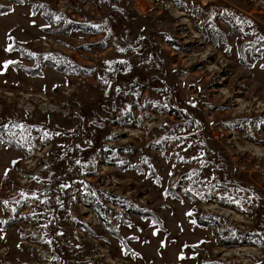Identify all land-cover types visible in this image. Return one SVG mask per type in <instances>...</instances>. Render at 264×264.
<instances>
[{
  "label": "rangeland",
  "instance_id": "obj_1",
  "mask_svg": "<svg viewBox=\"0 0 264 264\" xmlns=\"http://www.w3.org/2000/svg\"><path fill=\"white\" fill-rule=\"evenodd\" d=\"M0 6V264H264V0Z\"/></svg>",
  "mask_w": 264,
  "mask_h": 264
},
{
  "label": "trees",
  "instance_id": "obj_2",
  "mask_svg": "<svg viewBox=\"0 0 264 264\" xmlns=\"http://www.w3.org/2000/svg\"><path fill=\"white\" fill-rule=\"evenodd\" d=\"M16 1H21V0H16ZM19 3H22V2H19ZM196 5H197V8H200V4L199 3H196ZM2 8H4V7H2ZM222 16L225 19V17L228 16V13L227 12H223ZM233 18L234 19H231L230 21L233 22L234 27L236 28L237 31L241 30L243 28V25L240 24V23H242V21L239 20L238 17H236L235 15H233ZM236 21L238 23H235ZM71 24H82V23H80V22H68L66 24V27L70 26ZM82 25H84L86 27H89L88 25H85V24H82ZM261 42L264 43V39H261V37H259V36L254 38L253 41L249 40V41L245 42L244 44H242L244 52L245 51L249 52L248 47L253 45L254 46V51L252 52V58L255 59V58L260 57L261 56L260 51H264V45L261 44ZM49 61L51 62V60H49ZM242 61L248 65V63H247L248 62L247 61V55L242 57ZM62 66H65V65L60 64V63H56V67L57 68H62ZM2 129H4V128H2ZM8 141H11V140H8ZM110 150H112V149L110 148ZM117 157H114V159H113L114 162L116 161L115 158H117ZM172 189H174L173 186L170 188V190H172ZM202 190H203L204 193H206L208 195V194H210L211 187L207 186L205 188H202ZM172 194L175 195L176 197H178V194H175V192H173ZM190 196H191V198H194L193 194H190ZM114 202L118 203L116 201H114ZM221 203H226V198L225 197L222 198ZM232 205H234V202H232ZM138 211L139 212H145L146 214H154L153 211H151V212L150 211H144V209L138 210ZM193 217L195 219V222L198 225L203 226V227H212V228H214V227H216L217 225H219L221 223V221H220L221 216L217 215V214L200 215V214H197V213H193ZM102 221L104 223L105 219H102ZM214 233H215V236L218 239L217 243L220 244V245H223V246H242V245H246L249 242V238H252V236H251L252 234L247 233V232H241V231H238L237 235H235V236L232 234L233 232H231V234H232L231 235L226 230H214ZM212 264H216V262H212ZM218 264H220V263H218Z\"/></svg>",
  "mask_w": 264,
  "mask_h": 264
},
{
  "label": "snow or ice",
  "instance_id": "obj_3",
  "mask_svg": "<svg viewBox=\"0 0 264 264\" xmlns=\"http://www.w3.org/2000/svg\"><path fill=\"white\" fill-rule=\"evenodd\" d=\"M3 6H0V8H2ZM39 7H43V5H40ZM7 13H4V12H2V11H0V15H6ZM33 15H35V13H33ZM52 18L54 19V20H56V21H59V20H61L62 19V17L61 16H57V15H53L52 16ZM33 23H34V21H33ZM94 27H97V28H99V25H93ZM42 27H50V25H43ZM9 39H11V37H9ZM261 39H264V37H262ZM13 49H12V46L11 45H9L8 46V48L6 49V51H12ZM121 52H123L124 51V49H119ZM226 51H227V49H226ZM31 55H35L34 53H32ZM14 63H16L15 61H11V60H9V61H5L4 63H3V69L4 70H6L7 69V67L10 65V64H14ZM105 63L106 64H109V65H111L112 63H115V62H113V61H105ZM119 63H126L125 61H119ZM261 67H264V65H261ZM105 83H108L107 81H105ZM15 127H19V128H24V125H14ZM4 127H7L6 125H4ZM45 137H47L48 136V133L47 132H45ZM57 135H59V133H57ZM3 141H0V143H2ZM181 159H183V157H181ZM13 164H16L17 162L16 161H13L12 162ZM76 163L77 164H81V161L80 160H77L76 161ZM5 175H7V170H6V172H5ZM169 175H171V173H169ZM33 179H37L36 177H33ZM60 187L61 188H66V187H68V185H60ZM92 195H95V193L93 192L92 193ZM36 198H38V197H36ZM43 202V201H42ZM2 203H4L5 205L8 203L7 201H3ZM187 215H192V213L191 212H189V213H187ZM193 223H195V221H192ZM4 223H6V221L4 222ZM129 227H131V225H129ZM154 235L156 234V233H153ZM4 237L3 236H0V239H3ZM132 239H138L137 237H132ZM18 247H19V245H18ZM125 254H127V252H125ZM133 255H138V254H136V253H133ZM181 258H183V257H181Z\"/></svg>",
  "mask_w": 264,
  "mask_h": 264
}]
</instances>
